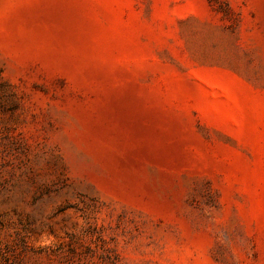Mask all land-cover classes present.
<instances>
[{"label": "rangeland", "instance_id": "obj_1", "mask_svg": "<svg viewBox=\"0 0 264 264\" xmlns=\"http://www.w3.org/2000/svg\"><path fill=\"white\" fill-rule=\"evenodd\" d=\"M0 264H264V0H0Z\"/></svg>", "mask_w": 264, "mask_h": 264}]
</instances>
